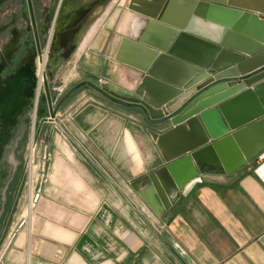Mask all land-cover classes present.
Here are the masks:
<instances>
[{"label":"crops","instance_id":"0c3cea01","mask_svg":"<svg viewBox=\"0 0 264 264\" xmlns=\"http://www.w3.org/2000/svg\"><path fill=\"white\" fill-rule=\"evenodd\" d=\"M130 31L119 33V40L135 39L136 30ZM250 32L264 36L262 26ZM111 37L109 29L89 32L73 67L75 77L132 96L139 73L114 60ZM90 88L100 102L90 97L76 108L57 110L70 142L47 155L33 193L29 185L27 216L5 237L0 264H187L173 244L192 264H264V168L255 171L253 160L233 174H200L165 221L143 203L133 184L164 165L149 132L170 126H155L132 105L105 103L103 94ZM40 120L46 134L56 128Z\"/></svg>","mask_w":264,"mask_h":264},{"label":"water","instance_id":"95a60500","mask_svg":"<svg viewBox=\"0 0 264 264\" xmlns=\"http://www.w3.org/2000/svg\"><path fill=\"white\" fill-rule=\"evenodd\" d=\"M249 1L256 5L130 0L128 10L146 20L135 39H120L114 60L139 73L134 96L90 82L73 88L85 84L134 106L155 126H170L149 132L164 165L133 184L143 203L165 221L200 174H233L264 152V36L250 32L264 28V0ZM130 28L136 29L134 22ZM43 84L49 119L56 122L61 101L52 108L45 77ZM34 121L35 114L32 127ZM173 248L192 264L178 245Z\"/></svg>","mask_w":264,"mask_h":264},{"label":"flooded vegetation","instance_id":"af4514ba","mask_svg":"<svg viewBox=\"0 0 264 264\" xmlns=\"http://www.w3.org/2000/svg\"><path fill=\"white\" fill-rule=\"evenodd\" d=\"M44 2L0 0V242L15 213L22 147L34 114L36 121L37 114L42 117L47 112L44 106V103L48 106L47 95L45 91L44 95L40 94L39 64L43 58L47 63L49 46H59V33L77 12L72 0H49V6ZM92 7L93 3L88 4L83 11ZM57 26L59 33H55ZM49 61L56 62V59ZM75 90L72 88L64 95L60 106Z\"/></svg>","mask_w":264,"mask_h":264},{"label":"rangeland","instance_id":"374dc122","mask_svg":"<svg viewBox=\"0 0 264 264\" xmlns=\"http://www.w3.org/2000/svg\"><path fill=\"white\" fill-rule=\"evenodd\" d=\"M40 1V0H39ZM73 6L76 8L77 12L75 13L74 19L66 25V29L59 33V46L50 45L48 48L47 63H45L44 74L45 80L47 82L48 91L50 94V99L52 101V108H55L58 105L59 101L64 97V95L71 91L76 85L79 84L75 75V70L73 69L76 61L79 58L82 50L87 46L88 42L82 47L83 39L92 32L93 34L100 29H109L112 33V39L114 43L112 48L117 47L120 40L118 38L119 33L127 35L131 33V24L134 22V26L140 25L145 17L138 16L136 13L128 10L127 6L129 5L130 0H72ZM47 4H46V3ZM45 6H49V0H45ZM93 3V7L87 11H83L84 7L88 4ZM44 7V5H43ZM40 8V7H39ZM122 30V31H121ZM137 30V29H135ZM118 32V33H116ZM132 34V33H131ZM136 35L135 31L133 32ZM54 36V35H53ZM122 38V37H121ZM45 49L43 50V54ZM56 59L58 66L53 70H49L48 60ZM140 78V77H139ZM41 82V91L40 94L44 95V87ZM107 90V89H106ZM108 91V90H107ZM135 92V91H134ZM86 93L87 96H84ZM96 92L91 90L89 86H82L77 88L71 93L68 99H66L62 105H72L73 108L78 107L92 97L96 101ZM105 103L116 104L112 101L111 97L100 95ZM132 96L128 97H133ZM126 97V96H125ZM92 103V102H91ZM120 104V103H119ZM122 104V103H121ZM62 105L57 109H61ZM44 106L47 109V112L40 117L39 114L36 116V121L34 124V129L32 133V127L30 128L25 143L21 151V178H20V188L17 195L16 208L13 217L8 224L5 233L2 236L0 242V252L3 245V241L7 234L11 232L14 228V224L18 222L21 218L25 220L27 215L23 214V211L28 205V189L31 184L32 193L34 187H36V175L41 172L43 169V162L49 158L48 154H54L55 152H60L62 147H64V142L68 143L65 137H67L66 132L63 131L61 125H59L60 119H63V116H58L57 112L55 114L56 122L49 119L48 106L44 103ZM44 122H48L50 126H56L55 129H50L49 133L46 134L45 124H41V119ZM32 135V136H31ZM33 139L34 149L30 153V143ZM59 140L56 147L55 142ZM57 144V143H56ZM72 146V145H71ZM74 148L76 146L73 145ZM76 151L78 149L76 148ZM30 160H29V156ZM34 201V200H33ZM19 228L16 229L18 231Z\"/></svg>","mask_w":264,"mask_h":264},{"label":"bare ground","instance_id":"6f19581e","mask_svg":"<svg viewBox=\"0 0 264 264\" xmlns=\"http://www.w3.org/2000/svg\"><path fill=\"white\" fill-rule=\"evenodd\" d=\"M59 31H60V27L59 26H57L56 27V29H55V33H59ZM45 61H44V58L41 60V62H40V64H39V82H42L43 81V79H44V68H45ZM33 127H32V133H33ZM32 136V135H31ZM33 149H34V142H33V139H32V141H31V143H30V153H32L33 152ZM30 157H31V155L29 156V160H30ZM259 172V171H258ZM261 172V171H260ZM261 174V173H260ZM262 174H263V172H262Z\"/></svg>","mask_w":264,"mask_h":264},{"label":"built area","instance_id":"2783aa9c","mask_svg":"<svg viewBox=\"0 0 264 264\" xmlns=\"http://www.w3.org/2000/svg\"><path fill=\"white\" fill-rule=\"evenodd\" d=\"M98 84L101 85V80H98ZM254 160H256V164H257V170H259L260 168H264V152L260 153Z\"/></svg>","mask_w":264,"mask_h":264}]
</instances>
